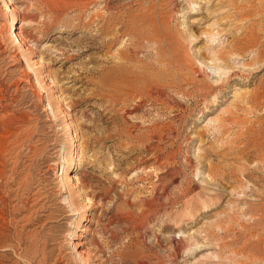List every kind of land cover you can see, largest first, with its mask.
Listing matches in <instances>:
<instances>
[{"label": "rangeland", "instance_id": "obj_1", "mask_svg": "<svg viewBox=\"0 0 264 264\" xmlns=\"http://www.w3.org/2000/svg\"><path fill=\"white\" fill-rule=\"evenodd\" d=\"M12 3L0 264H264V0Z\"/></svg>", "mask_w": 264, "mask_h": 264}, {"label": "bare ground", "instance_id": "obj_2", "mask_svg": "<svg viewBox=\"0 0 264 264\" xmlns=\"http://www.w3.org/2000/svg\"><path fill=\"white\" fill-rule=\"evenodd\" d=\"M0 10L3 11L4 14H6L8 16L7 17L8 19H11L12 20V22L10 24H8V22H7L8 25L6 24V27H8V29H7L8 30V33L7 34H9L8 35L9 36V39L12 40L15 43L14 45L17 46V48H16L17 54L16 55L19 56L20 53H21V51L24 49V46H25V42L24 41L25 40L23 39V34H22L21 29L18 27L19 28V31L16 30V28H17L16 21H17V19L20 18L19 14L17 13L16 6H15V4L12 3V0H0ZM24 62H26V64L28 65V67L34 71L32 64H30L28 62V60H26V58H25ZM29 72H26V74L29 73ZM33 73L36 74V72H33ZM35 86L37 88L40 87L41 89L44 88V86L42 85V83L40 82V80L38 78H37V80L35 82ZM72 123H73L72 121L71 122H68L66 124L67 125L66 127L70 130L68 132H70V135H71V139H72L71 142L75 145V141L77 140V136L78 135H77L76 131L72 128V125H73ZM75 153L76 152H75V147H74L71 150V157L74 160V163H73V165L71 167L72 170L74 169L73 167L76 166V164L78 162V159H77V156H76ZM79 161H80V159H79ZM60 176L62 177L61 178L62 179V185L64 186L65 189L66 188L69 189V187L72 186V185L74 186V181H76V182L78 181L77 178H75V177L73 178V175H71V173L68 172V170L63 171ZM78 188L81 189V186H78ZM73 205H74V203H73ZM73 210H75V209H73ZM87 215L88 214L86 213V216ZM73 245L75 246L74 249H76V247L80 246L81 244H80L79 241L78 242L77 241H74L73 242ZM76 251H77V255L78 256H82L83 255V254H81V251H79V250H76Z\"/></svg>", "mask_w": 264, "mask_h": 264}]
</instances>
